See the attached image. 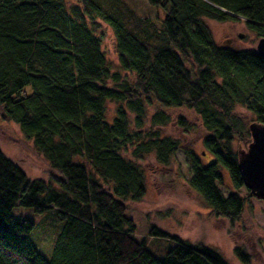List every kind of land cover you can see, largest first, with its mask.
Returning <instances> with one entry per match:
<instances>
[{
	"label": "trees",
	"instance_id": "trees-1",
	"mask_svg": "<svg viewBox=\"0 0 264 264\" xmlns=\"http://www.w3.org/2000/svg\"><path fill=\"white\" fill-rule=\"evenodd\" d=\"M147 1L155 19L125 0H0L1 119L15 122L63 175L57 187L31 179L0 148V264H229L217 250L152 225V236L177 242L157 257L135 238L128 204L146 194L136 159L154 155L170 166L183 149L189 185L211 214L241 218L254 195L241 192L235 143L247 147L251 134L235 111L244 106L264 124V57L256 48L220 45L204 19L243 22L261 38L264 0ZM101 21L114 31L120 70L102 48ZM109 102L116 104L112 118ZM173 107L200 116L213 161L204 163L192 146L162 134ZM177 123L188 125L182 117ZM223 168L236 189L228 196L219 187ZM17 205L54 210L63 222L51 259L30 238L34 224L12 215ZM236 253L249 262L244 248Z\"/></svg>",
	"mask_w": 264,
	"mask_h": 264
},
{
	"label": "rangeland",
	"instance_id": "rangeland-1",
	"mask_svg": "<svg viewBox=\"0 0 264 264\" xmlns=\"http://www.w3.org/2000/svg\"><path fill=\"white\" fill-rule=\"evenodd\" d=\"M76 0H69L74 3ZM136 11L154 18L156 11L147 0H125ZM159 17L165 18V12L159 10ZM155 19V18H154ZM215 40L223 46L236 49L256 48L260 39L246 24L237 21L220 22L205 18ZM102 38V48L108 63L113 70H120L116 41L113 29L101 21L96 30ZM132 78V75H129ZM30 89V87H28ZM158 104L148 108L149 114L155 113ZM116 104L109 102L107 116L115 114ZM172 116V122L160 128L162 134L170 135L181 140L183 145L192 146L204 163L215 158L203 144L206 129L200 116L186 107L167 109ZM236 114L249 126L256 121L254 113L244 106L238 105ZM182 117L188 125H180ZM148 126V125H147ZM146 131V130H145ZM238 150H246L235 143ZM0 148L17 164H19L31 179H44L56 187L63 175L52 168L45 157L39 153L32 142L20 130L15 122L3 121L0 116ZM146 173V194L142 201L130 203L127 215L131 217L137 231L135 238L145 242L147 248L157 257L163 258L174 248L177 242L173 239L152 236V225L176 235L192 244H205L217 250L229 264H264V200L250 196L245 210L238 221L231 222L226 217L212 215L201 194L189 185L191 165L183 149L177 151L170 166L159 165L154 155H145L136 159ZM223 193L228 196L235 191L229 171L223 168V180L219 183ZM249 189L242 188L247 195ZM12 215L18 219L29 220L34 224L30 234L33 244L47 259L53 256L54 247L60 235L63 222L54 210L44 213L36 212L33 208L21 205L15 206ZM244 248L249 255V262L244 263L236 253V248Z\"/></svg>",
	"mask_w": 264,
	"mask_h": 264
},
{
	"label": "water",
	"instance_id": "water-1",
	"mask_svg": "<svg viewBox=\"0 0 264 264\" xmlns=\"http://www.w3.org/2000/svg\"><path fill=\"white\" fill-rule=\"evenodd\" d=\"M256 50L264 57V37ZM251 142L246 150H239V165L244 176L245 187L251 194L264 200V124L257 121L249 125Z\"/></svg>",
	"mask_w": 264,
	"mask_h": 264
}]
</instances>
